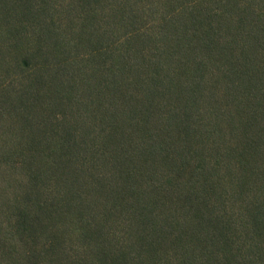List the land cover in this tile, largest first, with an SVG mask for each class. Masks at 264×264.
<instances>
[{
  "label": "trees",
  "instance_id": "16d2710c",
  "mask_svg": "<svg viewBox=\"0 0 264 264\" xmlns=\"http://www.w3.org/2000/svg\"><path fill=\"white\" fill-rule=\"evenodd\" d=\"M0 264H264V0H0Z\"/></svg>",
  "mask_w": 264,
  "mask_h": 264
}]
</instances>
